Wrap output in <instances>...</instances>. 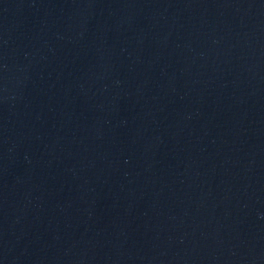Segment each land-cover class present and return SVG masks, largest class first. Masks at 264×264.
<instances>
[{"label":"water","instance_id":"95a60500","mask_svg":"<svg viewBox=\"0 0 264 264\" xmlns=\"http://www.w3.org/2000/svg\"><path fill=\"white\" fill-rule=\"evenodd\" d=\"M0 264H264V0H0Z\"/></svg>","mask_w":264,"mask_h":264}]
</instances>
